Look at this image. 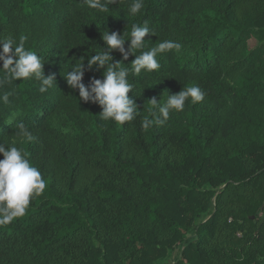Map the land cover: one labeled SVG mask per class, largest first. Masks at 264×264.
<instances>
[{
  "label": "trees",
  "instance_id": "obj_1",
  "mask_svg": "<svg viewBox=\"0 0 264 264\" xmlns=\"http://www.w3.org/2000/svg\"><path fill=\"white\" fill-rule=\"evenodd\" d=\"M129 2L104 13L84 0H0V37L27 35L55 78L41 94L34 79L0 74V142L14 141L47 183L0 226V264H169L176 250L175 264H264V0H144L136 16ZM145 22L155 33L145 50L183 47L158 55L157 71L129 73L134 121H104L63 75L85 57L89 87L104 71L87 69L106 49L101 32ZM192 85L201 102L142 127L154 119L147 101ZM18 122L33 139L16 135Z\"/></svg>",
  "mask_w": 264,
  "mask_h": 264
},
{
  "label": "clouds",
  "instance_id": "obj_2",
  "mask_svg": "<svg viewBox=\"0 0 264 264\" xmlns=\"http://www.w3.org/2000/svg\"><path fill=\"white\" fill-rule=\"evenodd\" d=\"M88 8L99 12L110 11L109 5L117 3L118 0H84ZM144 7V0H130L128 14L136 16ZM155 33L149 28L147 22L143 24L131 23L130 31L122 34L109 32L104 29L100 38L106 49L96 47L98 50L94 55L87 56V69L91 70L95 65L104 69L101 79H92L90 86L82 83L84 75L85 57H81L79 63L74 64L63 78L71 89L78 90L79 99L84 102L97 104L102 111L99 117L104 121H114L123 125L134 121L139 114L137 105L128 93L133 91L134 84L129 82V73L139 75L142 71L150 73L160 68L157 56L175 50L179 52L183 45L171 39L163 40L156 46L146 49V36ZM28 40L27 35H20L18 40L12 36L0 37V74L3 81L13 82L17 80L34 79L39 82V93H46L54 88V76H45L41 57L33 50L25 47ZM128 43L127 50L125 43ZM117 51L122 56V61L113 62L111 55ZM134 51L139 52L138 55ZM129 55L135 59L130 65L125 66L123 60ZM142 93V92H141ZM141 95V94H140ZM205 92L196 85L185 86L177 93L169 95L161 103L160 99L153 98L147 101L151 106V115L154 119L145 118L142 121L144 129L150 128L154 123L163 124L170 114L184 110L186 102L196 104L204 99ZM7 93L0 95V102L7 103ZM19 137L27 140L33 139L30 130L23 122L16 124ZM0 226L11 223L15 218L22 217L35 196L42 195L47 188V183L40 170L33 166L21 148L13 141L11 144L0 142Z\"/></svg>",
  "mask_w": 264,
  "mask_h": 264
},
{
  "label": "rangeland",
  "instance_id": "obj_3",
  "mask_svg": "<svg viewBox=\"0 0 264 264\" xmlns=\"http://www.w3.org/2000/svg\"><path fill=\"white\" fill-rule=\"evenodd\" d=\"M254 45H255V42L252 41L250 46L253 47ZM178 256H179V251L176 250L174 253L170 254V255L167 257L168 261H167L166 263H169V264H175V260H176V258H177Z\"/></svg>",
  "mask_w": 264,
  "mask_h": 264
}]
</instances>
